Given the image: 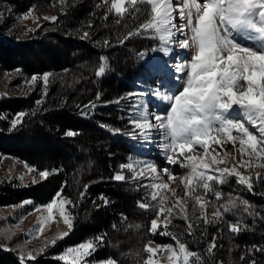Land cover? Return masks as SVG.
<instances>
[{"label":"snow or ice","instance_id":"6c2138e0","mask_svg":"<svg viewBox=\"0 0 264 264\" xmlns=\"http://www.w3.org/2000/svg\"><path fill=\"white\" fill-rule=\"evenodd\" d=\"M60 3L64 4L65 0H60ZM95 9L97 12L103 10L101 20L107 21L112 16L117 25L129 17L134 20L144 17L138 26L117 34L115 44L105 38L104 47L123 46L129 39L141 37L158 42L159 46L151 49L153 52L168 56L179 49L190 55V59L177 61L172 66L179 86L172 85L171 81L167 86L176 87L175 92L165 94L151 88L149 91L129 92L107 102L119 104L122 100L129 101L130 131L122 132L104 124L100 127L140 142H149L154 135L157 136L158 147L166 163L178 165L184 170L180 175L170 168L159 170L167 177L165 181L159 175L156 164L130 158L111 177L113 181L129 183L150 178L149 183L140 185L146 189V194L143 200L137 202V207L155 215L148 232L153 236L171 237L175 242L152 247L153 241L149 239L141 250L148 254L143 264H161L156 257L162 250L166 251V264H207L204 257H214L218 236L213 235L200 252L189 248L185 234L195 236L198 228L206 229L209 225L224 222L230 234L238 235L250 230L249 226L239 216L235 221H227L226 214L242 212L253 218L261 215L247 200L232 196L225 198L218 186L227 184L232 178L249 192H253L257 184L264 185V0H97ZM33 11L29 9L22 19H27ZM44 19L56 22L57 17ZM87 27L92 28V22H88ZM80 38L90 39L91 32H83ZM139 56L143 58L144 53ZM109 70L107 58L101 56L95 77L102 78ZM148 74L151 76V69ZM51 75H34L29 83L43 81L46 96ZM161 86H166L163 81ZM145 97L161 101L165 105L164 112H150L145 107ZM100 98V93H96V101ZM36 104L42 105L43 97ZM77 107L86 116L95 110L97 104L90 101ZM26 115L25 112L17 113L10 121L9 130L21 125ZM4 118L0 116V119ZM78 134L74 131L65 133L68 137ZM228 145L232 146L231 149L227 148ZM25 167L28 172H38L44 179L57 171ZM125 170L130 176L125 174ZM172 184L176 186L172 187ZM89 186L83 185V191L79 193L81 199L86 196ZM62 190L63 186L47 205L35 209L40 211L43 208L48 213L47 219L52 220L53 208H57L68 229L46 241L45 247L49 243L55 245L74 227L75 217L65 206L77 205L62 196ZM99 199L105 205L109 203L103 195ZM209 208L213 209L210 214L207 211ZM197 210L199 217L193 222L189 213L195 215ZM176 219L185 221L186 226L181 233L170 228L175 227ZM126 220L127 217L122 216L121 222ZM42 227L41 224L37 229L38 234ZM112 227L116 229L117 225ZM134 227L139 229L140 225ZM202 234L206 235V231ZM105 238L106 234H101L86 239L65 249L58 260L68 264L71 257L70 264H119L112 257L100 261L89 259L105 245ZM18 250L20 264H27L45 249L28 253ZM254 252L264 253V246L248 249L240 257L241 264ZM121 255L126 257L128 254ZM140 255L141 252L135 253L136 257ZM248 264H257V261L251 259Z\"/></svg>","mask_w":264,"mask_h":264},{"label":"trees","instance_id":"16d2710c","mask_svg":"<svg viewBox=\"0 0 264 264\" xmlns=\"http://www.w3.org/2000/svg\"><path fill=\"white\" fill-rule=\"evenodd\" d=\"M4 1L20 18L33 9L41 25L28 31L19 22L13 37L21 36L20 42L0 45L2 75L17 70L27 76H41L46 72L52 75L46 96L43 83L37 81L34 89L25 96L0 98V116L5 117L0 119V155L13 156L38 171H57L27 186L14 182L0 184V208L14 210V217L7 216L0 221V230L20 217L22 203L26 200H31L33 205H44L63 186L62 196L77 205H67V210L75 217L74 227L66 237L55 245L51 244L43 254L27 261V264H64L58 256L65 249L101 234H106L105 245L89 259L100 261L112 257L119 264H143L148 254L141 250L149 239L161 245L175 242L171 237L153 236L147 231L155 215L137 207V202L143 200L146 194V189L140 186L149 183L146 179L132 183L111 179L120 171L119 166L127 163L132 148L124 134H113L100 125L123 131L127 129L129 125H126L127 115L122 112V101L119 104L107 102L125 96L134 89V83L139 78L148 75L145 58L153 53L152 48L158 47V42L134 37L123 46L104 47L105 38L115 44L117 34L138 26L144 17L139 20L129 17L121 25L115 24L112 16L107 21L101 20L103 10L97 12L95 9L97 0H65L64 10L57 15L56 22L41 18L42 10L52 0ZM88 22H92V28L87 27ZM125 24L127 27H124ZM2 29L0 26V31ZM85 31L91 32V38L82 40L80 37ZM140 53H144L143 58ZM101 56L107 58L110 70L97 79L94 72ZM96 93H100L99 101H96ZM42 97L43 104L37 105L36 101ZM90 101H95L97 107L86 116L82 115L77 105L83 106ZM19 112L28 115L21 125L10 131V121ZM67 131L79 134L68 137L65 135ZM125 174L130 176L126 170ZM84 184L90 186L81 199L79 193L83 191ZM218 187L225 198L234 197L233 192L240 193V188L231 180ZM261 193H264V185L257 184L253 192H246L245 189L239 196L250 204L252 202L260 216L253 218L242 212L225 216L227 221H235L239 216L250 230L238 235L230 234L224 222L209 225L206 229L201 227L196 229L195 236L184 235L189 248L203 252L212 236L216 235L215 255L204 257L207 264H241L240 257L248 249L264 246V195ZM101 195L109 201L107 205L99 199ZM207 211L210 214L211 208ZM122 216L127 217L123 223ZM198 217L197 213L189 214L193 222ZM114 224L116 229L112 227ZM137 224L139 229L134 227ZM174 225L170 228L177 233L183 232L186 226L183 219L174 220ZM205 231L206 235H203ZM23 239L21 234L12 241L0 235V264H20L18 248L24 250ZM137 252H141L140 257L135 256ZM122 253L128 255L125 257ZM251 259H255L257 264H264V253L254 252L243 264H248Z\"/></svg>","mask_w":264,"mask_h":264},{"label":"rangeland","instance_id":"374dc122","mask_svg":"<svg viewBox=\"0 0 264 264\" xmlns=\"http://www.w3.org/2000/svg\"><path fill=\"white\" fill-rule=\"evenodd\" d=\"M9 6L7 2L4 0H0V23H4L5 29L2 32V38L0 40V45L9 46L14 43H19L21 36L13 37V34L17 33V25L21 22L25 28L29 30H36L40 25V19L35 11L31 15L28 16L27 19L20 18L19 15L15 12V10ZM64 4L60 3V0H52V2L47 5L41 13V18L44 17H57V15L64 10ZM9 9V10H8ZM13 14V15H12ZM4 15V16H3ZM5 15H8V19H4ZM2 17V18H1ZM47 21L52 22L50 19H45ZM1 37V36H0ZM17 39V40H16ZM159 46V45H158ZM190 59V55H186L183 50L176 49L171 52L168 56H164L160 52H153L145 58V62L148 64V69H151V76L149 74L146 77H141L135 82L134 89L131 92H139V91H149L151 88H157L161 92L168 94L169 91L175 92L176 87L179 86V82L174 79V73L172 71V66L177 62H184ZM164 72V73H163ZM51 73V72H46ZM42 76V75H41ZM32 76H27L21 74L19 71H13L9 73H4L2 75V71H0V98L12 97V96H25L29 92H31L36 83H29L31 81ZM164 82L165 87L161 86V82ZM169 81H171L172 85L176 87H168ZM43 83V81H41ZM175 82V83H174ZM178 82V83H177ZM145 107L150 112H164L165 105L162 104L161 101L155 99L154 97H145ZM121 104L122 112L127 115L126 117V125L129 126L125 131L127 132L131 130V125L129 124V101L122 100ZM127 141L131 145L132 155L128 157L129 159L143 160L147 162H152L157 165L158 171L163 168H170L176 175H180L184 170L180 169L178 165L173 166L166 163L165 157L162 154L160 148L158 147L159 138L154 135L153 139L149 142H140L134 141L129 136L125 135ZM38 148V147H36ZM25 165L27 163L7 154L0 155V184L5 182H14L19 185L27 186L29 184H35L42 181L44 178H41L38 175V172H28ZM29 166V165H28ZM32 167V166H30ZM33 168V167H32ZM159 175L165 181L167 177L164 176L162 171H159ZM148 182L150 178H145ZM234 182L238 188H240V193L245 191V187L238 185L235 182V178L230 179ZM158 182V181H156ZM172 184L171 186H173ZM221 186V185H220ZM243 189V190H242ZM247 192V190H246ZM232 193V192H231ZM240 193L233 192L232 195L234 197H239ZM210 198V197H209ZM211 199V198H210ZM30 203H22L23 212L19 218H16L15 221L11 225L4 226L2 230H0V235H3L6 239L12 241L18 237V234L23 235L24 243L22 244L23 251L25 253L33 252L35 250H39L44 248V252L51 245L48 244L45 247L46 241H51L55 237L59 235V233L68 231L66 225H64L63 220L60 217L59 210L57 208H53L52 220H48V213L41 208L40 211H36L35 209L43 206V205H33L31 200H26ZM49 203V202H48ZM48 203L44 204L47 205ZM252 204V202H251ZM67 209V205L65 206ZM213 210L211 209V212ZM14 210L12 208H0V221H2L5 217L11 216L14 217ZM196 213L199 215V211ZM190 214V213H189ZM43 225L42 229L37 233V229L40 228V225ZM60 240V239H59ZM58 241V240H57ZM56 241V242H57ZM157 244L153 243L151 246L155 247ZM166 245V244H163ZM65 251V250H64ZM63 251V252H64ZM62 252V253H63ZM61 253V254H62ZM40 253L38 255H41ZM166 251H160L157 254L156 258L161 260V264H166ZM154 258V259H156ZM71 257L69 258L68 264H70Z\"/></svg>","mask_w":264,"mask_h":264},{"label":"bare ground","instance_id":"6f19581e","mask_svg":"<svg viewBox=\"0 0 264 264\" xmlns=\"http://www.w3.org/2000/svg\"><path fill=\"white\" fill-rule=\"evenodd\" d=\"M9 6H10V5H9ZM10 8H11V7H10ZM8 10H9V9H8ZM12 15H13V14H12ZM3 16H4V15H3ZM1 18H2V17H1ZM8 18H10V17H8V15H5L4 19H8ZM2 20H3V19H2ZM2 20H1V21H2ZM1 21H0V22H1ZM0 26L3 27V29L0 31V36H1V37H0V40H1V38H2V32H3L4 29H5L4 23H2V24L0 23ZM163 73H164V72H163ZM174 83H175V82H174ZM177 83H178V82H177ZM162 104H163V103H162ZM231 147H232L231 145H228V146H227L228 149H231ZM175 186H176V185L174 184L172 187H175Z\"/></svg>","mask_w":264,"mask_h":264}]
</instances>
